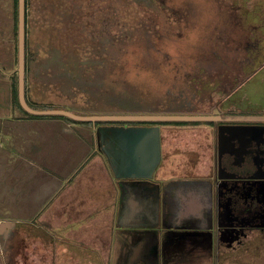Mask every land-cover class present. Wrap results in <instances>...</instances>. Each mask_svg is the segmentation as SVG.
<instances>
[{
    "label": "rangeland",
    "instance_id": "obj_1",
    "mask_svg": "<svg viewBox=\"0 0 264 264\" xmlns=\"http://www.w3.org/2000/svg\"><path fill=\"white\" fill-rule=\"evenodd\" d=\"M26 3L28 100H31L30 75L35 60L53 79L56 77L55 86L58 87L45 92L44 102L31 104L34 109H65L80 114L163 112L183 106L190 98H202L200 92L193 96L199 81L229 87L222 91L226 92L242 79L241 75L236 79L235 74L241 73L244 67L250 70L260 65L227 98L225 107L229 109L225 111L234 112L240 105L254 115H264V0H26ZM14 5L15 0H0V59L5 61L13 57L15 88L18 89V32L14 29ZM11 32L14 33V49L10 55L6 43ZM248 59L251 63L246 61ZM6 64L3 62L2 69ZM199 73L204 77L191 78ZM57 76H62L61 80ZM40 87L41 82L32 84L35 92ZM220 97L222 93L216 94V98ZM21 108L30 119L61 118L75 124H91L62 114H29ZM41 130L46 134L45 129ZM196 132L203 135L202 130ZM184 135L186 132L179 131L175 140L183 143ZM20 144V149L14 153L27 155L28 150ZM54 144L63 146L57 141ZM47 153H52V149L47 147ZM90 156L85 162L92 158ZM16 164L17 160L11 161V165ZM11 181L10 209L0 213L17 217L29 206L27 185L32 181ZM84 187L81 181L80 190ZM84 214L86 222L95 219L96 225L102 223L103 217ZM103 230L102 226L91 225L81 228L74 236L84 238L80 245L89 248L96 246L98 240H106L107 232ZM254 240L251 247H240L239 254H234L236 264H264V243L260 238ZM242 251L249 253L245 261ZM2 254L0 251V264H5ZM177 255L173 252L166 264H184L185 260ZM157 256L155 253L153 258L156 260ZM205 257L208 258V254ZM211 258L217 264V255ZM87 259H84L86 264ZM100 261L104 264V260ZM115 262L114 259L112 264ZM141 262L138 260L137 264ZM199 263H203L202 259Z\"/></svg>",
    "mask_w": 264,
    "mask_h": 264
},
{
    "label": "crops",
    "instance_id": "obj_2",
    "mask_svg": "<svg viewBox=\"0 0 264 264\" xmlns=\"http://www.w3.org/2000/svg\"><path fill=\"white\" fill-rule=\"evenodd\" d=\"M6 49L11 55L14 49L13 32L7 40ZM33 61L34 59L31 64ZM3 62L7 64L2 69ZM44 68L34 61L30 75L31 102L28 100L26 85V99L30 106L34 102H44L45 92L56 87V77L53 79L50 72H46ZM15 70L13 57L5 61L0 59V211L10 209L11 179H23L24 182L30 180L32 184L27 185L30 192L29 196H26V202L29 206L22 215L10 217L0 213V251L3 253L5 264H86L84 259L87 258L83 254L89 258L87 264H101L100 259L104 260V264L107 260L108 264H112L114 259L123 264L119 250L114 255L109 253L111 242L114 241L125 251L127 236L121 228L131 227L133 224L152 226L156 221L152 208L144 207L146 215H142L143 210L139 205L141 198L137 192L120 194L112 188L114 177L118 176L113 175L108 149L104 152L107 158L97 149L95 127L92 124L80 125L61 118L25 117L24 110H20L14 102ZM57 78L61 80L62 76ZM34 82H41L37 92L32 89ZM40 92L44 95L38 94ZM25 111L35 114L26 109ZM41 128L46 130V134H42ZM55 141L63 146H56ZM20 143L28 150L27 155L24 153L18 156L19 154L14 153L20 149ZM47 147L52 149V153H47ZM89 156L92 158L85 162ZM12 160H17L18 164L11 165ZM81 181L85 184L82 190L79 188ZM84 212H88L87 215L93 218L103 217L100 219L102 223L97 225L107 232L104 242L98 240L96 246L89 248L80 245L84 238L74 236L81 228L97 226L93 222L95 219L87 222L83 219ZM79 213L81 215H78ZM77 217L81 219L77 220ZM83 221L86 225H83ZM115 225V228L120 229H115L119 232L114 234L113 238ZM254 239H249L241 246L239 242L219 243L217 264H236L234 254H239L240 247H251L250 244L256 242ZM260 241L264 243V239ZM147 243H150L149 237L144 240V244ZM168 245V253L183 250L181 243L171 240ZM194 245L191 253L177 255L185 260L184 264H214L211 258L214 254L206 250L210 245L207 247L203 242ZM96 251L102 253L97 254ZM137 251L135 258L142 261L141 264H159L161 261L166 264L171 258V255L162 253L155 260L148 254L145 246ZM242 253V259L245 261L249 253ZM207 254L208 258L205 257ZM199 259H202L203 263H199Z\"/></svg>",
    "mask_w": 264,
    "mask_h": 264
},
{
    "label": "flooded vegetation",
    "instance_id": "obj_3",
    "mask_svg": "<svg viewBox=\"0 0 264 264\" xmlns=\"http://www.w3.org/2000/svg\"><path fill=\"white\" fill-rule=\"evenodd\" d=\"M246 61L251 63V59ZM259 66L250 70L244 67L241 73L239 71L235 74L236 79H239V75L242 79L226 92L222 91L229 87L213 86L212 81L205 84L199 81L193 96L200 92L202 98H190L181 107L169 108L163 112L152 110V113L213 117L254 115L240 105L234 108L236 111L226 112L229 107L225 105L227 98L239 88L245 77ZM202 75H191V78L199 80L204 77ZM218 93H222V97L216 98ZM91 124L95 127L97 149L103 154L108 149V154L115 155L121 151L114 140L119 127L157 125L160 128L161 158L152 177L120 176L114 177V184L112 183V188L120 194L137 192L141 198V214L146 215L144 207L147 206L152 208L156 219L150 227L133 224L131 227L121 228L127 236V251H122V247L113 241L109 246V253L114 255L119 250L123 264H137V250L144 246L151 256L155 253L172 255L173 252L191 253L195 248L194 244L203 242L207 247L210 245L207 252L210 250L215 256L218 254L219 243L244 244L242 241L251 238L264 239V120L211 118L97 121ZM196 130H202L203 135H198ZM179 131L186 132L182 137L183 143L175 140V134ZM177 139L181 141L180 137ZM115 227L116 225L113 226V238L119 232L115 229H120ZM148 237L150 243L145 245L144 240ZM171 240L181 243L182 252L175 250L168 253Z\"/></svg>",
    "mask_w": 264,
    "mask_h": 264
},
{
    "label": "water",
    "instance_id": "obj_4",
    "mask_svg": "<svg viewBox=\"0 0 264 264\" xmlns=\"http://www.w3.org/2000/svg\"><path fill=\"white\" fill-rule=\"evenodd\" d=\"M18 97L20 104L35 114H62L82 121L117 120H201V119H262L264 115H190L155 113H93L80 114L65 109H34L26 99V0H18ZM114 140L121 148L116 155L108 154L115 176L152 177L161 158L160 128L157 125L122 126Z\"/></svg>",
    "mask_w": 264,
    "mask_h": 264
},
{
    "label": "trees",
    "instance_id": "obj_5",
    "mask_svg": "<svg viewBox=\"0 0 264 264\" xmlns=\"http://www.w3.org/2000/svg\"><path fill=\"white\" fill-rule=\"evenodd\" d=\"M14 8H15V19H16L14 29H16V31L18 32V0H15ZM13 93H14L13 94L14 95V102L16 103V105L20 106V108H21L22 106L20 104L19 97H18V89H17V86L15 88V83H14V91H13ZM87 113H89V112H87ZM86 122L92 123L91 121H86ZM98 122H109V121H98Z\"/></svg>",
    "mask_w": 264,
    "mask_h": 264
}]
</instances>
